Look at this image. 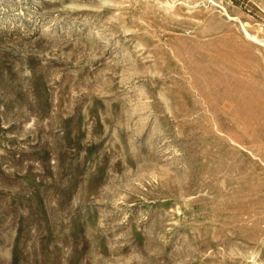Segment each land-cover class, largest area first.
<instances>
[{"label": "rangeland", "instance_id": "1", "mask_svg": "<svg viewBox=\"0 0 264 264\" xmlns=\"http://www.w3.org/2000/svg\"><path fill=\"white\" fill-rule=\"evenodd\" d=\"M0 264H264V0H0Z\"/></svg>", "mask_w": 264, "mask_h": 264}]
</instances>
